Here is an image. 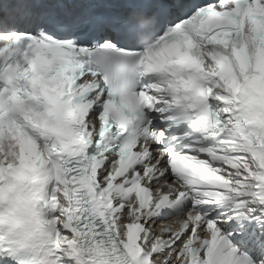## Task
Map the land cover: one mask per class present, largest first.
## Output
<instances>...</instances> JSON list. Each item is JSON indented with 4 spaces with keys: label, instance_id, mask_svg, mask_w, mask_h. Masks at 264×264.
I'll return each instance as SVG.
<instances>
[{
    "label": "snow or ice",
    "instance_id": "6c2138e0",
    "mask_svg": "<svg viewBox=\"0 0 264 264\" xmlns=\"http://www.w3.org/2000/svg\"><path fill=\"white\" fill-rule=\"evenodd\" d=\"M0 264H264V0H0Z\"/></svg>",
    "mask_w": 264,
    "mask_h": 264
}]
</instances>
